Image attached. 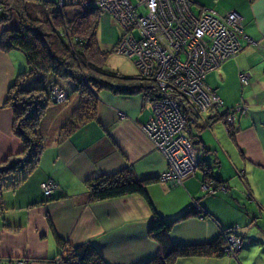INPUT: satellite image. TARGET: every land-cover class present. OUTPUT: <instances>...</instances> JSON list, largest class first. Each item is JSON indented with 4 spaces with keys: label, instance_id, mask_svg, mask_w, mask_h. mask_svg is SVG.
<instances>
[{
    "label": "crops",
    "instance_id": "obj_1",
    "mask_svg": "<svg viewBox=\"0 0 264 264\" xmlns=\"http://www.w3.org/2000/svg\"><path fill=\"white\" fill-rule=\"evenodd\" d=\"M191 2L195 13L202 8L219 14L236 10L243 29L241 51L205 75L223 105L219 113L201 112L189 123L198 158L194 172L178 184L152 180L145 196L91 202L89 186L96 177L127 169L136 178L155 179L165 170L162 154L142 130L150 98L141 91L101 89L95 118L70 132L66 124L78 93L68 94V101L50 102L38 128L44 143L36 165L26 177L15 173V184H0V257L8 258L5 264H53L57 237L72 245L94 243L109 264H142L158 251L147 233L151 216L173 220L194 207L202 211L192 210L171 225L173 244L206 242L228 229L240 244L234 255L224 250L226 241L222 255L184 256L173 264H264V0ZM17 27L15 14L0 22V38L5 29ZM23 68L26 62L18 49L0 47V163L10 162L23 149L6 103L8 87ZM242 72L248 73L247 85L240 82ZM28 83L34 84L31 76ZM59 85L74 91L68 79H59ZM238 106L245 109L228 126L220 114ZM206 171L209 177H204ZM46 179L56 185L50 196L39 187ZM211 179L217 187L204 191L202 181Z\"/></svg>",
    "mask_w": 264,
    "mask_h": 264
},
{
    "label": "trees",
    "instance_id": "obj_2",
    "mask_svg": "<svg viewBox=\"0 0 264 264\" xmlns=\"http://www.w3.org/2000/svg\"><path fill=\"white\" fill-rule=\"evenodd\" d=\"M55 3L56 0H0V22L10 21L14 14L18 20L17 28L5 29L2 32L0 47L18 49L26 62V68L21 69L10 83L6 97V103L13 110V132L20 137L23 149L10 162L0 163L1 186L15 184L18 180L13 176L15 173L29 171L36 165L44 143V137L38 129L39 124L48 104L58 102L52 99L50 86L57 85L62 89L59 79L72 81L74 91L79 96L71 120L66 124V132L95 118L97 92L101 89H110L122 94L141 91L149 98L153 92L152 81L103 67L111 52L101 49L95 39V30L103 13H99L94 6L72 5L62 8ZM30 76L33 85L28 83ZM68 94L67 92V96ZM230 110L220 114L224 122ZM189 123L191 122L187 125L188 135L193 142ZM230 131L232 129L229 128ZM204 177H209L207 171ZM156 179L173 184L180 183L162 180L161 175L155 179H139L124 169L92 180L89 186V200L102 201L134 193L145 196L147 185ZM213 181H202L210 182L204 191L217 187ZM54 189L49 194L44 193L42 189L41 191L44 196H50ZM192 210L197 213L202 211L196 207L186 209L173 220H165L158 213L151 216L147 233L149 238L157 242L158 251L153 258L142 264H173L177 258L184 256L224 254L222 247L226 244V236L233 234L230 229L202 243L177 245L170 241L168 232L173 222ZM57 238L59 251L51 258L53 264H109L94 243L72 245L60 237ZM238 239L240 244V238ZM5 258L8 259L0 257V264L7 263L4 262Z\"/></svg>",
    "mask_w": 264,
    "mask_h": 264
},
{
    "label": "built area",
    "instance_id": "obj_3",
    "mask_svg": "<svg viewBox=\"0 0 264 264\" xmlns=\"http://www.w3.org/2000/svg\"><path fill=\"white\" fill-rule=\"evenodd\" d=\"M60 7L72 2L94 6L99 13L111 14L121 29L115 52L133 60L136 77L153 82L151 108L143 132L162 154L166 168L162 180H181L192 174L198 158L188 135V122L201 112H218L222 100L205 82V75L242 49V17L236 10L219 14L202 8L191 9V0H56ZM247 85L248 73L239 74ZM52 99L64 93L50 86ZM244 106L232 108L225 117L230 126ZM210 182H202L207 189ZM46 194L56 187L51 180L40 183ZM224 250L234 254L239 239L226 236Z\"/></svg>",
    "mask_w": 264,
    "mask_h": 264
},
{
    "label": "rangeland",
    "instance_id": "obj_4",
    "mask_svg": "<svg viewBox=\"0 0 264 264\" xmlns=\"http://www.w3.org/2000/svg\"><path fill=\"white\" fill-rule=\"evenodd\" d=\"M55 4H57V2ZM72 5H74L72 2H66V3H64V5H62L60 7H62V8L65 6L71 7ZM74 6H77V5H74ZM55 8H56V5H55ZM55 8H53V10ZM120 33H121V29L118 26V24L113 20L111 14L103 13L100 15L99 22H98L97 28L95 30V39L97 41L98 46L101 49L111 50V52L107 56V59L103 65V67L106 70L118 71L120 73L124 72L123 74H127V75H133V74L136 75L137 71H136L135 65L133 63V60H131L130 58H128L127 56H125L123 54L115 52L114 46H115V44H116V42L120 36ZM19 52L22 54L21 51H19ZM54 87H57V89H59V90H63V93H64L63 97L60 100H58V102H62L65 99H66V101H68L67 100V91L64 89H60L57 85H55ZM74 92L75 91H73L69 88L70 96H73ZM37 171H36V173H37ZM17 173L18 174H16V175H19V177L20 176L26 177L29 172L22 170V171H19ZM36 173H35V175H36ZM22 183H23V181H22ZM28 183L29 182H27L25 185L22 186V188H20L21 190H19L20 191L19 193H22L23 191H25V189L23 190V187H27L29 185Z\"/></svg>",
    "mask_w": 264,
    "mask_h": 264
}]
</instances>
